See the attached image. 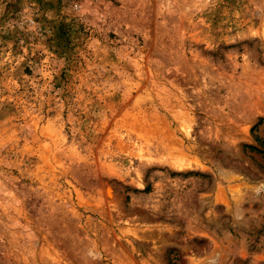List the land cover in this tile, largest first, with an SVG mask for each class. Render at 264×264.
I'll use <instances>...</instances> for the list:
<instances>
[{"label": "rangeland", "instance_id": "1", "mask_svg": "<svg viewBox=\"0 0 264 264\" xmlns=\"http://www.w3.org/2000/svg\"><path fill=\"white\" fill-rule=\"evenodd\" d=\"M0 264H264V0H0Z\"/></svg>", "mask_w": 264, "mask_h": 264}]
</instances>
